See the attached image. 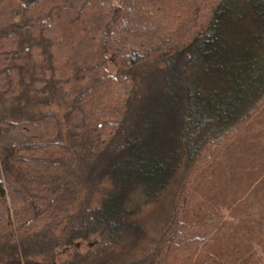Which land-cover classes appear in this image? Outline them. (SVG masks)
<instances>
[{"label":"trees","instance_id":"1","mask_svg":"<svg viewBox=\"0 0 264 264\" xmlns=\"http://www.w3.org/2000/svg\"><path fill=\"white\" fill-rule=\"evenodd\" d=\"M234 9L264 23V0H0V264H224L188 179L264 108L260 85L222 101L214 62L198 78ZM173 182L161 249L135 254Z\"/></svg>","mask_w":264,"mask_h":264},{"label":"rangeland","instance_id":"2","mask_svg":"<svg viewBox=\"0 0 264 264\" xmlns=\"http://www.w3.org/2000/svg\"><path fill=\"white\" fill-rule=\"evenodd\" d=\"M242 15L237 9L224 14L219 23L220 36L196 61L199 80L203 76L201 67L214 62V72L205 81L215 80V72H221V78H217L228 84V89L218 96L230 107L241 106L250 91L264 86V23L261 19L244 20ZM243 63L246 67L242 69ZM50 109L64 112L57 104ZM177 177H182L181 170ZM188 180L190 190L224 216L223 224L211 235L204 251L216 254L224 264H264V108L246 120L218 157L193 170ZM177 186L176 182L171 183L166 192L139 207L133 215L146 230L135 254L152 253L158 246L164 213L172 205ZM97 242L98 237H94L92 244ZM189 260L180 256L171 262L190 264Z\"/></svg>","mask_w":264,"mask_h":264},{"label":"crops","instance_id":"3","mask_svg":"<svg viewBox=\"0 0 264 264\" xmlns=\"http://www.w3.org/2000/svg\"><path fill=\"white\" fill-rule=\"evenodd\" d=\"M250 118H251V117H250ZM250 118H248L247 121H248ZM252 119H253V118H252Z\"/></svg>","mask_w":264,"mask_h":264}]
</instances>
